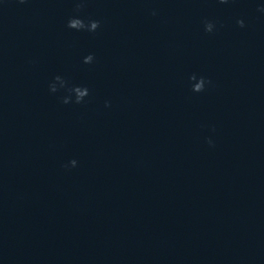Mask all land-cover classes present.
Returning <instances> with one entry per match:
<instances>
[{
	"label": "clouds",
	"instance_id": "1",
	"mask_svg": "<svg viewBox=\"0 0 264 264\" xmlns=\"http://www.w3.org/2000/svg\"><path fill=\"white\" fill-rule=\"evenodd\" d=\"M19 2L24 3L25 0H19ZM219 2L220 3H227L228 0H219ZM82 7H83V0H80V2L77 3V10H79ZM259 11L264 12V7H261L259 9ZM153 14H155V13H153ZM237 23L241 27L244 26L243 20H239V21H237ZM68 27L71 29H76V30H87V31L94 32L99 27V21L92 20V21H88L86 23L84 20H82L78 17H74L68 21ZM214 27H215V25L212 22H206L205 23V31L206 32H209V33L213 32ZM93 59H94V57L90 54L84 58V63H86V64L92 63ZM191 79L196 80V77L192 76ZM55 80L59 82L61 87L65 86L66 82L61 77L57 76L55 78ZM206 83L210 84L211 81H206L203 77H201L199 79V82L197 84H195V86L193 87V91H195V92L203 91ZM50 90L52 92L57 91V87H56L55 83L50 85ZM69 91L73 92L75 94V102L76 103L83 102L84 98L89 95V91L86 87L77 86V87L70 89ZM68 102H69L68 97H65L63 100V103L67 104ZM209 143H211V141H209ZM76 163L77 162L75 160L71 161L72 166H75Z\"/></svg>",
	"mask_w": 264,
	"mask_h": 264
}]
</instances>
